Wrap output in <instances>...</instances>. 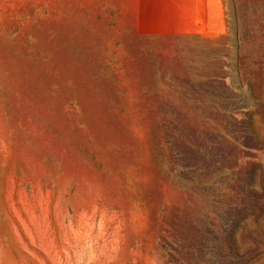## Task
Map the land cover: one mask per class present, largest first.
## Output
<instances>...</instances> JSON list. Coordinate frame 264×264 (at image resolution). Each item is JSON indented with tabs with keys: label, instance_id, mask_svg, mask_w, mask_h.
I'll use <instances>...</instances> for the list:
<instances>
[{
	"label": "rangeland",
	"instance_id": "rangeland-1",
	"mask_svg": "<svg viewBox=\"0 0 264 264\" xmlns=\"http://www.w3.org/2000/svg\"><path fill=\"white\" fill-rule=\"evenodd\" d=\"M0 264H264V0H0Z\"/></svg>",
	"mask_w": 264,
	"mask_h": 264
}]
</instances>
